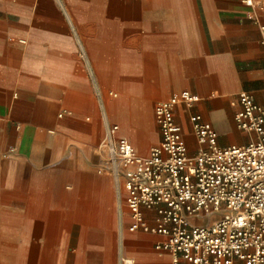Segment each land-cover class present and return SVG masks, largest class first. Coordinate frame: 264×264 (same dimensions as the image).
<instances>
[{
	"label": "crops",
	"instance_id": "crops-1",
	"mask_svg": "<svg viewBox=\"0 0 264 264\" xmlns=\"http://www.w3.org/2000/svg\"><path fill=\"white\" fill-rule=\"evenodd\" d=\"M261 25L242 0H0V264H175L164 235L130 229L106 122L146 156L156 105L188 90L191 154V113L221 146L256 140L235 114L243 92L264 107Z\"/></svg>",
	"mask_w": 264,
	"mask_h": 264
},
{
	"label": "built area",
	"instance_id": "built-area-1",
	"mask_svg": "<svg viewBox=\"0 0 264 264\" xmlns=\"http://www.w3.org/2000/svg\"><path fill=\"white\" fill-rule=\"evenodd\" d=\"M242 1L264 9V0ZM200 100L185 90L156 105L161 141L146 156L106 122V167L124 191L130 229L164 235L156 247L170 250L175 264H264V107L248 92L240 95L236 125L257 135L243 145L221 146L213 124L191 113L198 143L191 154L175 108ZM146 211H154L153 224ZM120 261L134 264L125 256Z\"/></svg>",
	"mask_w": 264,
	"mask_h": 264
}]
</instances>
